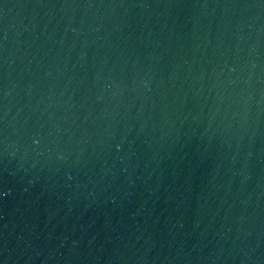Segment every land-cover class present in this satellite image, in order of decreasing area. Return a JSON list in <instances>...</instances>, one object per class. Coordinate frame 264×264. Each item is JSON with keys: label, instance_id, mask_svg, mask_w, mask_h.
<instances>
[{"label": "water", "instance_id": "95a60500", "mask_svg": "<svg viewBox=\"0 0 264 264\" xmlns=\"http://www.w3.org/2000/svg\"><path fill=\"white\" fill-rule=\"evenodd\" d=\"M0 183L123 264H264V0H0Z\"/></svg>", "mask_w": 264, "mask_h": 264}]
</instances>
